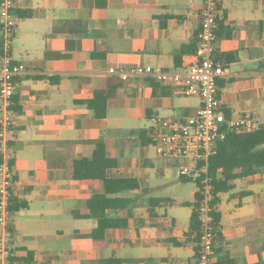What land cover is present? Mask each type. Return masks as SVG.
Segmentation results:
<instances>
[{
	"label": "crops",
	"instance_id": "obj_1",
	"mask_svg": "<svg viewBox=\"0 0 264 264\" xmlns=\"http://www.w3.org/2000/svg\"><path fill=\"white\" fill-rule=\"evenodd\" d=\"M202 2L17 0L10 53L24 69L15 80L20 113L8 154L11 198L27 207L10 215V264H96L105 258L122 264H197L196 242L187 234L192 209L183 205L193 201L197 188L190 200H176L131 174L143 168L149 176V168L159 175L166 164L179 180L172 162L158 158L152 144L140 146L134 132H148L152 115L194 116L198 98L136 76L123 81L103 119L76 101L104 89L115 76L110 69L186 70L195 62ZM220 9L215 50L228 73L218 81V96L229 120L250 113L259 127L264 125V0H220ZM99 140L118 160L117 173L136 178L140 188L120 195L132 200L128 210L108 213L116 219L127 215L126 228L110 229L103 241H94L90 234L97 219L89 216L85 200L101 194L102 185L71 182L65 171L68 160L90 159ZM124 148L128 154L119 160ZM221 194V238L214 244L213 264H264V171L235 180L225 205Z\"/></svg>",
	"mask_w": 264,
	"mask_h": 264
},
{
	"label": "built area",
	"instance_id": "obj_2",
	"mask_svg": "<svg viewBox=\"0 0 264 264\" xmlns=\"http://www.w3.org/2000/svg\"><path fill=\"white\" fill-rule=\"evenodd\" d=\"M17 0H0V264H10L8 242L10 230V198L13 187L12 158L8 154L9 136L14 133L13 100L16 77L23 65L13 61L10 53L16 26ZM220 0H203L200 12L195 62L186 70L167 71L151 66H134L109 74L125 81L130 77L150 76L164 86L178 87L186 96L198 98L199 107L194 116L168 119L152 115L148 118L151 144L158 158L172 162L178 178H191L200 184L198 205L199 229L197 233V264H213L215 234L211 215L212 182L207 175L208 158L215 153L223 125L236 132H252L258 128L256 119L245 113L238 120L225 117L218 96L217 82L227 76V69L215 55L217 21ZM201 176H203L201 178ZM201 178V179H200Z\"/></svg>",
	"mask_w": 264,
	"mask_h": 264
},
{
	"label": "trees",
	"instance_id": "obj_3",
	"mask_svg": "<svg viewBox=\"0 0 264 264\" xmlns=\"http://www.w3.org/2000/svg\"><path fill=\"white\" fill-rule=\"evenodd\" d=\"M222 23V21H217L216 36H218L217 32L221 28ZM215 55L218 59L216 51ZM123 84V80L118 76H111L104 89L94 91L91 97L78 100L76 103L84 105L87 110L92 112L93 117L103 119L107 114L108 101L119 96ZM13 110L16 114L20 113L15 97ZM224 113L228 119L229 112L225 110ZM134 133L139 139L140 146L151 144L149 131L137 130ZM220 133V138L216 142L215 153L208 158L207 163V175L211 177L213 186L210 206L214 220L215 240L221 238L220 213L217 209L219 194L230 191L235 180L249 178L264 171V125H260L252 132H236L229 130L226 125H223ZM10 168H13L12 161L10 162ZM117 169L118 160L107 155L106 146L102 140L96 142L90 159H72L66 162L65 176L67 180L71 182H100L102 185L103 192L101 194L92 195L85 200V207L89 216L97 219V225L90 234L94 241H103L106 232L110 229L126 228L128 223L127 215L116 219L110 217L108 213L128 210L132 200L120 197V195L137 191L140 188V183L136 178L121 177L117 174ZM179 180L184 183L194 182L187 177H181ZM12 181L14 183V175ZM194 183L197 188L194 199L191 203H183V205L192 209L187 234L189 236L193 235V241L197 243L199 229L197 209L200 200V184L198 180ZM26 207L27 204L25 202H15L10 198V214ZM197 252L198 247L196 246V257ZM123 262L124 260L121 259L105 258L97 261L96 264H122Z\"/></svg>",
	"mask_w": 264,
	"mask_h": 264
},
{
	"label": "rangeland",
	"instance_id": "obj_4",
	"mask_svg": "<svg viewBox=\"0 0 264 264\" xmlns=\"http://www.w3.org/2000/svg\"><path fill=\"white\" fill-rule=\"evenodd\" d=\"M126 154H128V153L126 152V148H124L122 151L121 150L118 151L116 157L119 160H121V158L122 159L125 158ZM132 156H134V154H132ZM148 156L149 157L155 156L153 148H149ZM165 162H168V161H165ZM159 163L162 164L163 161H159ZM169 163H171V162H169ZM146 171L150 172L149 176H147V174H146V176H144L145 169H143V168L134 169L133 170L134 174H131V175H134L132 177H138V178L142 179L144 186H146V187L147 186L148 187L149 186H156V185L161 186L160 187L161 188L160 196H162V197H171V198L176 199V200H182V199L190 200L192 198L191 192L194 191L196 188L194 185L195 183L194 182L184 183V182L179 181L178 179L173 178L171 176L170 168L166 164L162 168V171H161V173H159V175H156V173H155L156 170L146 168ZM131 175H129V176H131ZM136 175H138V176H136ZM124 176H126V175H124ZM239 183L240 182H237V184L240 186L241 184H239ZM236 188H239V187H236ZM226 196H227L226 193H223L220 195L221 202L224 205L226 204V199H225ZM178 208H180L184 212L183 208H181V207H178ZM189 210H190V208H186L185 212H187V214H188Z\"/></svg>",
	"mask_w": 264,
	"mask_h": 264
}]
</instances>
